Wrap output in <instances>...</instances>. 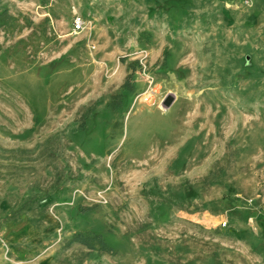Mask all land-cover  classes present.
Listing matches in <instances>:
<instances>
[{
  "label": "rangeland",
  "instance_id": "374dc122",
  "mask_svg": "<svg viewBox=\"0 0 264 264\" xmlns=\"http://www.w3.org/2000/svg\"><path fill=\"white\" fill-rule=\"evenodd\" d=\"M2 10L3 264H264V0Z\"/></svg>",
  "mask_w": 264,
  "mask_h": 264
},
{
  "label": "trees",
  "instance_id": "16d2710c",
  "mask_svg": "<svg viewBox=\"0 0 264 264\" xmlns=\"http://www.w3.org/2000/svg\"><path fill=\"white\" fill-rule=\"evenodd\" d=\"M14 17L8 13L7 10L0 11V25H5L10 21H13ZM135 69V68H134ZM130 76L126 78V81L122 84L121 88L130 90L131 84L129 81ZM122 103V94L118 93L113 96V100L110 102V106L115 109ZM70 242H77L80 245L85 246L90 250H98L105 253H114V249L109 246L100 233L89 232H77L70 239Z\"/></svg>",
  "mask_w": 264,
  "mask_h": 264
},
{
  "label": "built area",
  "instance_id": "2783aa9c",
  "mask_svg": "<svg viewBox=\"0 0 264 264\" xmlns=\"http://www.w3.org/2000/svg\"><path fill=\"white\" fill-rule=\"evenodd\" d=\"M81 24H82V21H81L80 17H77L74 19V27L75 28H77V29L80 28Z\"/></svg>",
  "mask_w": 264,
  "mask_h": 264
},
{
  "label": "crops",
  "instance_id": "0c3cea01",
  "mask_svg": "<svg viewBox=\"0 0 264 264\" xmlns=\"http://www.w3.org/2000/svg\"><path fill=\"white\" fill-rule=\"evenodd\" d=\"M0 264H3V260L0 259Z\"/></svg>",
  "mask_w": 264,
  "mask_h": 264
}]
</instances>
